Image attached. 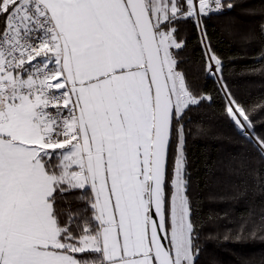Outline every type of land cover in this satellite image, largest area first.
Segmentation results:
<instances>
[{
  "label": "snow or ice",
  "instance_id": "1",
  "mask_svg": "<svg viewBox=\"0 0 264 264\" xmlns=\"http://www.w3.org/2000/svg\"><path fill=\"white\" fill-rule=\"evenodd\" d=\"M236 8L261 17L242 39L264 76V0H0V264H199L224 219L225 240L264 242V97L237 98L206 26ZM191 30L214 91L189 78ZM215 105L241 151L202 200L189 114ZM240 201L235 220L211 207Z\"/></svg>",
  "mask_w": 264,
  "mask_h": 264
},
{
  "label": "trees",
  "instance_id": "2",
  "mask_svg": "<svg viewBox=\"0 0 264 264\" xmlns=\"http://www.w3.org/2000/svg\"><path fill=\"white\" fill-rule=\"evenodd\" d=\"M237 2L245 7L260 6V0H237ZM260 22V16L242 15L240 8L213 15L206 21L212 46L224 64L225 79L237 98L246 105L264 97V76L249 74V67L254 65L255 56L261 45L259 43L246 45L242 39L244 34L251 31L258 33ZM190 36L185 65L189 78L196 86H204L207 91H214L216 85L211 80L205 84L202 78H197V69L202 63V53L196 40L195 30L190 31ZM189 115L194 136L189 137L186 144L188 170L191 173L193 195L203 200L209 191L222 190L225 187L223 183L218 187L216 184V178L224 180V173L219 170L220 162L226 160L229 155L240 153L241 145L238 143L239 137L234 128L222 115L219 105L205 106ZM257 119L264 121V113H259ZM197 126L202 127L204 132L196 134ZM257 130L264 133V128L259 125ZM250 163L255 166L256 161L253 159ZM213 169H216L215 175L209 178L206 174ZM262 201L264 197L256 199L257 208L261 206ZM248 206L245 201L211 205L219 212L230 210L234 220L239 214L246 212ZM209 207L210 205L205 203L203 212H207ZM235 228V223L224 219L219 222L217 228L204 229L205 233L218 231L219 238L208 241L201 237L203 251L199 257V264H264V242L259 239L246 242L224 239L227 230L233 229L234 232Z\"/></svg>",
  "mask_w": 264,
  "mask_h": 264
}]
</instances>
